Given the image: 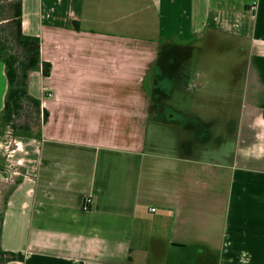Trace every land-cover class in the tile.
<instances>
[{"label": "crops", "instance_id": "0c3cea01", "mask_svg": "<svg viewBox=\"0 0 264 264\" xmlns=\"http://www.w3.org/2000/svg\"><path fill=\"white\" fill-rule=\"evenodd\" d=\"M22 2L23 32L52 69L29 72L48 118L0 196L1 247L25 256L7 264H264V0ZM219 42L244 56L245 76L227 97L239 100L232 132L211 134L165 100L184 88L228 118L209 61H192Z\"/></svg>", "mask_w": 264, "mask_h": 264}, {"label": "rangeland", "instance_id": "374dc122", "mask_svg": "<svg viewBox=\"0 0 264 264\" xmlns=\"http://www.w3.org/2000/svg\"><path fill=\"white\" fill-rule=\"evenodd\" d=\"M12 1L15 0H1V5L4 7L3 13L6 16L11 13L10 3H12ZM205 57L209 61V77H207L208 86L213 87V85H215L217 86V88L220 87V91H223L222 96L226 99L223 101V107L225 112L228 111V118L222 119L217 116V113L222 107L221 105L218 106L217 103H213V101H211V98L204 102H195L186 98L183 93L185 92L184 88L183 90L176 88L173 92L174 94L171 97L167 98L165 102L171 104L177 109H182L184 111L193 110L194 112H197L204 122L209 121L210 124H212L211 134H214L215 131L221 129V127L224 128L225 132H227V130L232 132L231 129L234 128L236 113L238 110L237 108L239 105V100L236 95L241 93L243 79L245 76V58L235 51H227L226 48H223V44L221 42L214 44L210 51L209 49L207 50L205 48V45L199 43L197 45V50L195 51L194 57H192V61L199 66V64H201L200 61ZM181 61L183 62V64H185L184 58ZM0 63H2L1 60ZM183 80L185 79L183 78ZM3 86L5 91H7L6 76H3V83L0 80V94ZM169 86L172 87V84H169ZM233 93L237 94L230 97V99H227V97L231 96V94ZM26 121L32 123L31 129L28 131H24L21 129L14 130L11 127L0 130V157L5 158V155H8L9 153L12 154L11 156H9L11 162H8L10 167H6L3 164H0V196L3 195L6 185L10 183L19 173L18 164H16V158L17 156L23 158L22 154L24 153V151L21 149L17 150V148L23 147V142L25 141L24 137H29L31 135L37 134L42 125L41 118L39 121L37 115L32 111V109H27V107L22 113L21 117L18 119V124H23ZM154 130H156L158 134L160 133L162 136H164L165 139L171 140L174 137V131L171 128L165 127V130H161L158 127H154ZM194 132L195 131H193L191 134H193ZM194 134L197 135L196 133ZM181 135L183 137L190 135V130L183 127L181 129ZM198 135L199 140H201L203 138L201 137V135L203 134L199 133ZM3 153L7 154L4 155ZM22 158L21 161L23 162L24 160ZM4 167H6L7 170L9 169L10 171L3 172L2 168Z\"/></svg>", "mask_w": 264, "mask_h": 264}, {"label": "trees", "instance_id": "16d2710c", "mask_svg": "<svg viewBox=\"0 0 264 264\" xmlns=\"http://www.w3.org/2000/svg\"><path fill=\"white\" fill-rule=\"evenodd\" d=\"M10 7L11 13L8 16L4 15V7L0 0V59L5 63L8 78V91L0 116V130L11 127L14 130L28 131L31 129L32 123L26 121L23 124H18V119L26 107L32 109L39 121L41 118V123L48 118V112L42 108L41 100L29 92V72L42 67L43 75L49 76L52 65L50 62L42 60L41 38L23 32L22 0L12 1ZM76 27L79 28L78 23ZM24 259L25 256L21 252L3 250L0 242V264H7L13 260L23 261Z\"/></svg>", "mask_w": 264, "mask_h": 264}, {"label": "built area", "instance_id": "2783aa9c", "mask_svg": "<svg viewBox=\"0 0 264 264\" xmlns=\"http://www.w3.org/2000/svg\"><path fill=\"white\" fill-rule=\"evenodd\" d=\"M51 95L52 93L48 92V96H51ZM92 204H93V197L91 195H87L83 201V209L89 210L92 207Z\"/></svg>", "mask_w": 264, "mask_h": 264}]
</instances>
